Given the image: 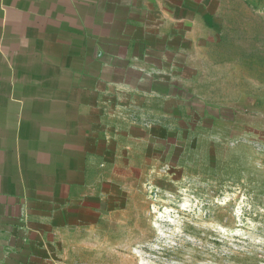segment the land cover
Masks as SVG:
<instances>
[{
  "label": "rangeland",
  "instance_id": "rangeland-1",
  "mask_svg": "<svg viewBox=\"0 0 264 264\" xmlns=\"http://www.w3.org/2000/svg\"><path fill=\"white\" fill-rule=\"evenodd\" d=\"M153 1L102 36L82 188L0 264H264V0Z\"/></svg>",
  "mask_w": 264,
  "mask_h": 264
},
{
  "label": "crops",
  "instance_id": "crops-1",
  "mask_svg": "<svg viewBox=\"0 0 264 264\" xmlns=\"http://www.w3.org/2000/svg\"><path fill=\"white\" fill-rule=\"evenodd\" d=\"M160 7L153 0H0V238L26 236L31 222L60 225L68 191L87 178L76 137L79 102L98 92L100 46L110 45L102 36L116 29L131 36L144 28L141 15Z\"/></svg>",
  "mask_w": 264,
  "mask_h": 264
}]
</instances>
